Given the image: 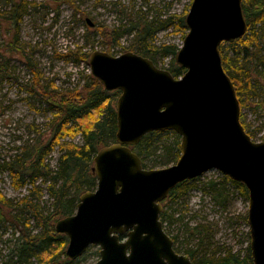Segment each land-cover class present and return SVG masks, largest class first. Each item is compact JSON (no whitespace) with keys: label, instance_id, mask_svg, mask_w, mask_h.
Listing matches in <instances>:
<instances>
[{"label":"water","instance_id":"water-1","mask_svg":"<svg viewBox=\"0 0 264 264\" xmlns=\"http://www.w3.org/2000/svg\"><path fill=\"white\" fill-rule=\"evenodd\" d=\"M242 3L192 1L175 56L186 69L179 78L134 51L90 54L92 75L105 89L121 91L117 133L94 157L96 188L83 192L76 211L55 223V231L68 236L67 257L78 259L98 245L100 258L93 264H194L176 251L165 230L162 202L178 183L215 168L248 188L251 255L253 264H264V140H253L242 124L236 87L220 53L222 42L247 33ZM167 130L181 136L179 159L144 167L132 146L149 132Z\"/></svg>","mask_w":264,"mask_h":264},{"label":"rangeland","instance_id":"rangeland-1","mask_svg":"<svg viewBox=\"0 0 264 264\" xmlns=\"http://www.w3.org/2000/svg\"><path fill=\"white\" fill-rule=\"evenodd\" d=\"M34 1L37 6L28 9L19 26L21 45L36 65L41 83H53L57 92L66 94L82 91L89 81L91 69L89 58H82L84 52L90 56L93 51L102 50L117 56L132 51L135 33L127 31L132 22L152 21L154 27L169 17L177 22L179 15H187L193 0H63L53 5L48 0ZM11 5V2L0 0V14L8 11ZM86 18H90L94 26H89ZM11 33L0 30V191L16 206H2L5 219L0 223V264L13 254L22 229L40 231L33 211L22 208V199L28 197L38 203L44 214L52 211L53 205L48 182L40 177L33 183L29 174L14 176L5 166L21 156L25 145L43 147L44 164L51 169L56 168L61 155L59 144L51 150L45 147L52 136L53 111L34 91V73L27 58L19 50L11 49ZM118 33L120 36L115 40ZM186 33L174 24L167 29H157L149 40L157 47L167 44L180 48ZM224 46L230 49L228 42ZM172 59L173 56H159L157 65L167 69ZM2 62L5 66H1ZM258 100L250 98L241 111L255 141L264 140V103L261 105ZM116 103L117 100L115 107ZM172 139V134L160 137V141L166 143ZM68 140L77 144L84 141L80 134L61 138V141ZM148 166L151 168L152 164ZM223 176L218 169H210L196 177L186 197L176 203L162 202L163 208L170 212L175 210L174 217L179 218L174 223H165L164 227L170 236L176 235L175 246L180 253L195 250L200 258L231 250L246 255L251 242L249 197ZM212 181L216 183L214 188L223 190L222 202L214 198L216 191L210 186ZM81 257L80 264L95 263L100 258V247L90 246ZM32 264L40 263L35 260Z\"/></svg>","mask_w":264,"mask_h":264},{"label":"trees","instance_id":"trees-1","mask_svg":"<svg viewBox=\"0 0 264 264\" xmlns=\"http://www.w3.org/2000/svg\"><path fill=\"white\" fill-rule=\"evenodd\" d=\"M4 1L11 2L12 5L8 11L0 14V30L5 29L9 33L12 31L9 40L11 49L19 50L27 58V64L34 73V91L48 102L53 111V118L50 121L52 136L45 147L47 150H51L59 144L61 155L56 168L51 169L44 164L43 147L37 144L25 145L22 147L21 156L5 166L11 173H14V176L22 175L21 177H23V175L29 174L33 183L40 177L48 182V192L53 199V205L52 211L44 214L38 203L29 200L28 197L22 199L21 202L24 203L22 208L33 211L40 231L32 232L29 229H22L18 236L16 249L9 260L2 264H32L35 260L40 264L55 262L80 264L83 257L76 260L67 257L65 252L68 236L56 232L54 226L56 221L75 212L79 197L83 192L93 190L97 186V175L93 172L94 157L102 147L116 141L117 111L115 102L121 91L105 89L92 73L89 74V81L82 91L74 90L61 94L57 92L53 83L48 85L41 83V75L36 69V65L21 45L19 27L28 9L37 6L36 1ZM61 1L63 0H48V2H52V5ZM69 2L75 6L73 1ZM242 6L248 25L247 33L238 39L225 41L229 43L230 49L224 46L225 42L220 45L224 69L236 87L241 111L250 98H259V104L264 103V0H243ZM172 18L169 17L162 21L157 27H154L152 21L143 22L139 19L137 23L132 22L127 31L135 33L131 50L151 58L156 65L157 57L173 56L167 69L176 78H179L186 71L175 61L179 48L167 44L157 47L149 40L157 29H167L174 24L180 30L188 31L185 13L179 15L177 22ZM101 32L105 36L107 35L104 29H101ZM110 35L112 36V34ZM119 36L120 33L115 37L113 35L115 40ZM82 58L87 60L89 53L84 52ZM2 65L5 66L4 62L1 63ZM240 117L246 131L250 134L243 121V115ZM78 134L83 137L82 144L69 140L61 141V138L68 136L74 138ZM163 134H172L171 142L160 141ZM132 148L142 158L144 167H149L148 163L152 164L151 168L164 167L179 159L182 153L181 136L173 130L152 131L144 135L142 140ZM223 177L225 181L235 184L244 196L249 197L248 188L244 183L233 180L228 175ZM195 179H186L178 183L164 201L169 200L176 203L186 197L192 190ZM210 186L213 191H216L214 198L218 201L220 199L222 202L220 198L223 195L222 188H214L216 186L214 181L210 183ZM2 206L12 208L16 205L12 199L7 198L0 191V223L5 219ZM174 211L170 212L167 208H163L160 218L164 226L165 223H174L179 220L174 217ZM172 238L174 247L178 251L175 246L176 235H172ZM185 253L191 257L194 264H253L250 245L245 256L231 250L223 254L213 253L200 258L197 257L195 250H187Z\"/></svg>","mask_w":264,"mask_h":264},{"label":"flooded vegetation","instance_id":"flooded-vegetation-1","mask_svg":"<svg viewBox=\"0 0 264 264\" xmlns=\"http://www.w3.org/2000/svg\"><path fill=\"white\" fill-rule=\"evenodd\" d=\"M126 236V234L122 235L121 238H124Z\"/></svg>","mask_w":264,"mask_h":264}]
</instances>
